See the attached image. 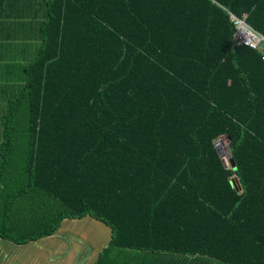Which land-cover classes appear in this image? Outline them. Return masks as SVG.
I'll list each match as a JSON object with an SVG mask.
<instances>
[{
  "label": "trees",
  "instance_id": "obj_1",
  "mask_svg": "<svg viewBox=\"0 0 264 264\" xmlns=\"http://www.w3.org/2000/svg\"><path fill=\"white\" fill-rule=\"evenodd\" d=\"M2 14L39 48L1 117L0 239L91 216L111 231L94 264H264V60L230 18L264 36V0H0Z\"/></svg>",
  "mask_w": 264,
  "mask_h": 264
},
{
  "label": "crops",
  "instance_id": "obj_2",
  "mask_svg": "<svg viewBox=\"0 0 264 264\" xmlns=\"http://www.w3.org/2000/svg\"><path fill=\"white\" fill-rule=\"evenodd\" d=\"M8 10L10 14L22 15H30L34 12L33 8L24 6L12 7ZM17 23L2 24L0 22V65L5 64L3 57L7 53V45L4 43L6 39L12 36L17 37V35L25 37L26 28L28 25L30 27V24L21 27ZM13 42L15 44H9V47L16 55L14 62L17 65L23 64L21 55L24 56L31 48L32 40L18 38ZM14 49L17 51L15 52ZM110 239V228L91 216L65 219L51 236L27 244L16 245L8 240L0 239V264H94L99 254L108 247ZM126 253L129 257L123 258L129 264H213V261L199 257L185 259L170 254L133 251Z\"/></svg>",
  "mask_w": 264,
  "mask_h": 264
},
{
  "label": "rangeland",
  "instance_id": "obj_3",
  "mask_svg": "<svg viewBox=\"0 0 264 264\" xmlns=\"http://www.w3.org/2000/svg\"><path fill=\"white\" fill-rule=\"evenodd\" d=\"M7 19H8V15L6 14H2L0 16V20H1L0 22H2V24L4 23L8 24V22H4ZM17 24H20L21 27L23 26L26 27L29 24V22L20 21ZM26 29L28 31L25 33L24 35L25 37H23L22 35H17V37L12 36L9 39H6L7 41L4 42L7 45L6 47L7 53L4 54L3 57L5 60V64L0 65V142H1V131H2L1 117L8 108L7 101L8 99L16 96L19 93L20 88L23 86V84L26 81V76L23 72V67L27 65L28 62L35 56L39 48V42L36 41L35 39L36 31L34 30V28H30L29 30V25H28ZM18 38L19 39L31 38L32 40L31 48L28 49L27 53L24 56L21 55L22 59L24 60V63L19 65H17L14 62L16 55L13 49L9 47V44H13L14 43L13 41L17 40ZM15 48H17V46H15ZM14 50L15 52L17 51V49ZM5 84H9V85H5ZM215 145L219 146L223 150L224 156L222 157V161L226 167H229L228 157H227V153L231 148V144L229 143V140L227 138L220 137L215 141Z\"/></svg>",
  "mask_w": 264,
  "mask_h": 264
},
{
  "label": "built area",
  "instance_id": "obj_4",
  "mask_svg": "<svg viewBox=\"0 0 264 264\" xmlns=\"http://www.w3.org/2000/svg\"><path fill=\"white\" fill-rule=\"evenodd\" d=\"M236 26L237 37L234 38L235 41L240 44L243 43L251 47L252 49H256L261 54V59L264 60V36L254 31L248 25L243 24V30H240L236 20H233Z\"/></svg>",
  "mask_w": 264,
  "mask_h": 264
},
{
  "label": "water",
  "instance_id": "obj_5",
  "mask_svg": "<svg viewBox=\"0 0 264 264\" xmlns=\"http://www.w3.org/2000/svg\"><path fill=\"white\" fill-rule=\"evenodd\" d=\"M230 18H231L232 20L236 19V17H234L233 15H231ZM237 20H238V19H237ZM238 21L242 22L243 24H246L243 20H238ZM236 37H237V32H235V34H234V38H236ZM225 138L228 139V137H225ZM228 140H229V139H228ZM215 147H216V149H217V153L219 154V157H220L221 160H222V157L224 156V152H223V150H222L219 146H217V145H215ZM227 157H228V164H229V167L235 169V162H234V160H233V158H232V156H231L230 149H229V151H228V153H227ZM223 164H224V163H223Z\"/></svg>",
  "mask_w": 264,
  "mask_h": 264
},
{
  "label": "bare ground",
  "instance_id": "obj_6",
  "mask_svg": "<svg viewBox=\"0 0 264 264\" xmlns=\"http://www.w3.org/2000/svg\"><path fill=\"white\" fill-rule=\"evenodd\" d=\"M240 30H243V23L235 19Z\"/></svg>",
  "mask_w": 264,
  "mask_h": 264
}]
</instances>
